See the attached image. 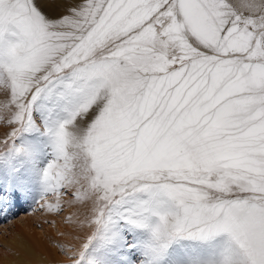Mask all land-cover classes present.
<instances>
[{
	"label": "snow or ice",
	"instance_id": "obj_1",
	"mask_svg": "<svg viewBox=\"0 0 264 264\" xmlns=\"http://www.w3.org/2000/svg\"><path fill=\"white\" fill-rule=\"evenodd\" d=\"M46 2L0 0V218L87 206L70 264H264V0Z\"/></svg>",
	"mask_w": 264,
	"mask_h": 264
},
{
	"label": "bare ground",
	"instance_id": "obj_2",
	"mask_svg": "<svg viewBox=\"0 0 264 264\" xmlns=\"http://www.w3.org/2000/svg\"><path fill=\"white\" fill-rule=\"evenodd\" d=\"M68 2L66 0H59L57 3L61 5L60 7L61 10H64V7ZM52 4L53 3L51 2H46L47 14H49L50 16H55L56 11ZM62 5L64 7H62ZM48 199L54 201V197L52 196H49ZM65 199H67V197H65ZM26 206L28 205H24L23 208H25ZM63 207L65 209L64 210L65 213L67 214H69L70 208L74 209L73 212H75L79 216L80 219H82L86 215V212H87L86 207L81 204L77 206H74V203L65 204ZM28 215L29 214L22 213V215H20L19 218L17 217V219L13 223L14 229L9 234V239L12 241V245L15 246V251L11 255H7L4 257L1 256L0 264H49L51 261H56V259H59V258L63 260L62 256L65 255L63 254L64 251H60L61 253H59L57 246L64 245L65 251H67V246H70L69 245L70 242L64 237L65 235L66 236L68 235L67 233L68 231L65 230L64 228L63 229L61 228L60 221L54 220V222H52L53 220L51 221L50 219L48 220L51 221L52 223H55V224L51 223V225H54L53 228L57 231H60L59 234H57L58 236L53 235V233L49 234L50 232H52L53 228L45 227L46 226L45 222L47 221V219L45 222L42 221L40 225L41 230H38V229L36 230L35 227L32 226V223H31L33 218L29 217L31 214L29 216ZM52 215L53 213H48V212L41 210L39 214L36 213L35 215H33V217L34 216L37 217L38 220L42 218L41 220H43L45 217L51 218ZM40 222L41 221L39 220V223ZM62 230L63 231L65 230L66 233L63 232ZM88 230H89V227L86 226V229L80 232L78 236L79 240L77 239L78 242L76 241L77 243L75 247L79 246L84 236L88 234ZM46 233H48L49 236L47 235L46 237H43L42 235H45ZM50 235H53V236H50Z\"/></svg>",
	"mask_w": 264,
	"mask_h": 264
},
{
	"label": "rangeland",
	"instance_id": "obj_3",
	"mask_svg": "<svg viewBox=\"0 0 264 264\" xmlns=\"http://www.w3.org/2000/svg\"><path fill=\"white\" fill-rule=\"evenodd\" d=\"M59 0H57V1H55V0H48V2H51V3H53L52 5H53V7H54V9H55V11H56V14H55V16L56 15H59L60 13H62L64 10H61V5H59L57 2H58ZM67 2L69 1V0H66ZM46 3L43 5V10L47 13V9H46ZM62 7H64L63 5H62ZM5 98V96H4V94H3V92L2 91H0V100H2V99H4ZM10 130V127L9 126H7V125H5V124H3L2 122H0V139H3V137H4V135L6 134V132L7 131H9ZM77 205H79V203H74V206H77ZM85 206V205H84ZM32 207H35V205H33ZM73 207V206H72ZM86 207V210L88 211V207L87 206H85ZM65 209H64V207H63V209H62V211L59 213V214H57V213H53V215H52V217L51 218H44L43 220H41V219H39L41 222L39 223V220H38V218L37 217H33V215H35L36 213L37 214H39L40 212H41V210H37V211H35V212H33V211H31V210H29V206H26L25 208H23V209H18V210H16V212H15V215H13V216H10L9 217V219H7V220H4L3 218H0V257L1 256H7V255H11L14 251H15V246H13L12 245V241L9 239V234L12 232V230L14 229V225H13V223L15 222V220L17 219V217L19 218L20 217V215H22V213H24V214H31L29 217H32L33 219H32V221H31V223H32V226H34L35 227V229L37 230H41V223H42V221H46V219H47V221L45 222L46 224V226L45 227H50V228H53V226L54 225H51V223L52 222H54V220H58V221H60L61 223H60V225H61V228L63 229H65V230H67L68 232V235L66 236L65 235V237L64 238H66L70 243H69V245L70 246H73V247H75L76 246V243L78 242V236H79V234H80V232H82V231H84L85 229H86V224H84V225H80L79 224V221L80 220H83L84 218H85V216L82 218V219H80L79 218V216L75 213V212H73L74 211V209H69L70 211H69V214H67V213H65V211H64ZM86 214H87V212H86ZM71 216L72 217V221L73 222H69L66 218L67 217H69V216ZM76 216V217H75ZM52 218H54V219H52ZM48 219H50L51 221H49ZM49 221V222H48ZM67 225H66V224ZM52 224H55V223H52ZM55 229L53 228V230H52V232H50L49 234H52L53 233V235H57V234H59V232L60 231H57V230H55ZM63 231V232H65L66 233V231ZM54 231V232H53ZM90 233V228H89V230H88V234ZM48 235V233H46L45 235H42L43 237H46ZM53 235H50V236H53ZM49 236V235H48ZM58 236V235H57ZM8 237V238H7ZM71 237V238H70ZM71 239V240H70ZM73 239V240H72ZM78 239V240H77ZM10 240V241H9ZM77 241V242H76ZM8 242V243H7ZM12 248V249H11ZM57 249H58V252L59 253H61L60 251H61V249H60V247H59V245L57 246ZM66 253V251H64V253L63 254H65ZM63 254H61V255H63ZM66 255V254H65ZM62 256L63 258V260H61L60 258L59 259H56V261H51L49 264H70V258H69V256ZM0 261H1V259H0Z\"/></svg>",
	"mask_w": 264,
	"mask_h": 264
}]
</instances>
